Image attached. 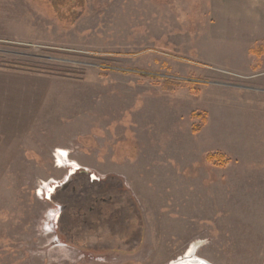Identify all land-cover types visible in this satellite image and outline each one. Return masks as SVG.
I'll use <instances>...</instances> for the list:
<instances>
[{
    "label": "rangeland",
    "instance_id": "obj_1",
    "mask_svg": "<svg viewBox=\"0 0 264 264\" xmlns=\"http://www.w3.org/2000/svg\"><path fill=\"white\" fill-rule=\"evenodd\" d=\"M209 17L205 0H84L69 23L0 0V264H264V77ZM82 169L129 194L115 225L57 216L96 194Z\"/></svg>",
    "mask_w": 264,
    "mask_h": 264
},
{
    "label": "crops",
    "instance_id": "obj_2",
    "mask_svg": "<svg viewBox=\"0 0 264 264\" xmlns=\"http://www.w3.org/2000/svg\"><path fill=\"white\" fill-rule=\"evenodd\" d=\"M205 6L210 16L209 28L231 37L230 44L245 53V59L254 67H259L252 72L244 69L251 78L264 77V0H205ZM259 83L264 85V79Z\"/></svg>",
    "mask_w": 264,
    "mask_h": 264
},
{
    "label": "flooded vegetation",
    "instance_id": "obj_3",
    "mask_svg": "<svg viewBox=\"0 0 264 264\" xmlns=\"http://www.w3.org/2000/svg\"><path fill=\"white\" fill-rule=\"evenodd\" d=\"M87 171L88 169H82L83 173H89ZM70 172H73V171H69V173ZM78 172H79V169H78ZM89 177L92 182H95V183L100 182L99 184H97V188L95 190L96 194L89 193L87 195L81 194V196L74 195L75 186H72L70 190H72L74 196H72L71 198H68V197L62 198L60 196L57 201L61 203L54 202V205H56V207L59 209L58 210L59 213L57 214V216H59L60 214H63V218L66 220V223H69V220L67 219L68 216H70V218L76 216L77 219L78 217L79 218L81 217L80 220L82 224L84 223V224H87L88 226H90V224L93 223V227H95V224L98 223L97 218L112 219L110 221V224L115 225V221L120 220L119 214L123 213L124 209H126V206H128L126 202L129 201L130 199L129 194H127L126 192H124L123 189H121L122 187L121 185L119 186L120 190H116L114 188L113 180H110V179L105 180L104 179L105 176H95L93 173L92 174L89 173ZM71 180L72 179L70 178V176H68L64 181H62L60 184L55 185L53 188L58 187V189H56L58 192L64 191L70 185ZM56 190L55 189L49 190L47 195H45L46 199L49 200L50 199L49 197L51 194L56 195L57 193ZM103 191L107 192L106 197L103 196L105 195ZM86 213H88L89 216H92L93 219L91 218L92 220H90L89 218H86ZM76 214H78V217ZM76 218L71 223L75 224ZM126 227H127V230L129 229L128 231H125L123 233V236L126 237V239L131 238L132 236L139 237V232L136 230L139 227V223L137 220H135L134 223L129 222ZM111 233H114V231H111Z\"/></svg>",
    "mask_w": 264,
    "mask_h": 264
},
{
    "label": "trees",
    "instance_id": "obj_4",
    "mask_svg": "<svg viewBox=\"0 0 264 264\" xmlns=\"http://www.w3.org/2000/svg\"><path fill=\"white\" fill-rule=\"evenodd\" d=\"M56 17L66 22H74L79 18L83 8L84 0H45ZM167 88V87H166ZM206 160L211 162H221L224 158L219 153H209Z\"/></svg>",
    "mask_w": 264,
    "mask_h": 264
},
{
    "label": "water",
    "instance_id": "obj_5",
    "mask_svg": "<svg viewBox=\"0 0 264 264\" xmlns=\"http://www.w3.org/2000/svg\"><path fill=\"white\" fill-rule=\"evenodd\" d=\"M173 264H212L211 262L195 256L191 253L189 256H184L183 258H179L174 261Z\"/></svg>",
    "mask_w": 264,
    "mask_h": 264
},
{
    "label": "bare ground",
    "instance_id": "obj_6",
    "mask_svg": "<svg viewBox=\"0 0 264 264\" xmlns=\"http://www.w3.org/2000/svg\"><path fill=\"white\" fill-rule=\"evenodd\" d=\"M59 154H60V153H59ZM64 154H65V153H64ZM60 159H61V157H60ZM191 251H193V250H191ZM191 251H190V252H191ZM173 263H174V262H172L171 264H173Z\"/></svg>",
    "mask_w": 264,
    "mask_h": 264
}]
</instances>
